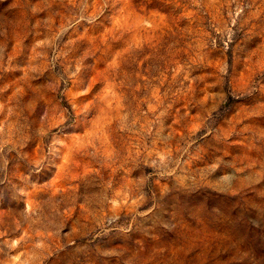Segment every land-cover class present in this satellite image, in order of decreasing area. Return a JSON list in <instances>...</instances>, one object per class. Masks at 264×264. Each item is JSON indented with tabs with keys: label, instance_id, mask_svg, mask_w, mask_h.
<instances>
[{
	"label": "clouds",
	"instance_id": "clouds-1",
	"mask_svg": "<svg viewBox=\"0 0 264 264\" xmlns=\"http://www.w3.org/2000/svg\"><path fill=\"white\" fill-rule=\"evenodd\" d=\"M0 264H264V0H0Z\"/></svg>",
	"mask_w": 264,
	"mask_h": 264
},
{
	"label": "rangeland",
	"instance_id": "rangeland-1",
	"mask_svg": "<svg viewBox=\"0 0 264 264\" xmlns=\"http://www.w3.org/2000/svg\"><path fill=\"white\" fill-rule=\"evenodd\" d=\"M116 44L120 46V47L118 48V50H122L123 47H126V45L123 44L122 41H117ZM42 46H43L42 44H39V43L37 44V47H38V48H39V47H42Z\"/></svg>",
	"mask_w": 264,
	"mask_h": 264
}]
</instances>
